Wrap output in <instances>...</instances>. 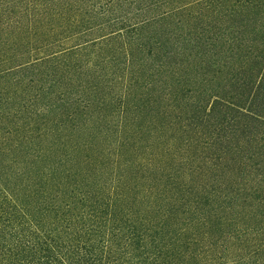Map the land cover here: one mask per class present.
<instances>
[{
	"label": "trees",
	"instance_id": "trees-1",
	"mask_svg": "<svg viewBox=\"0 0 264 264\" xmlns=\"http://www.w3.org/2000/svg\"><path fill=\"white\" fill-rule=\"evenodd\" d=\"M0 264H264V0H0Z\"/></svg>",
	"mask_w": 264,
	"mask_h": 264
}]
</instances>
